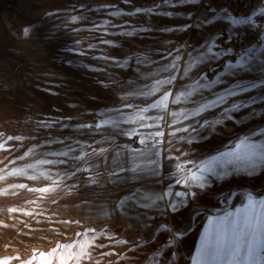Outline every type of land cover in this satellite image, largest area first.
Here are the masks:
<instances>
[{
    "label": "rangeland",
    "instance_id": "rangeland-1",
    "mask_svg": "<svg viewBox=\"0 0 264 264\" xmlns=\"http://www.w3.org/2000/svg\"><path fill=\"white\" fill-rule=\"evenodd\" d=\"M166 93L209 111L174 136L99 129L102 109ZM261 138L264 0H0V264H190L210 215L264 196V171L183 203L176 178L84 163L151 145L190 174Z\"/></svg>",
    "mask_w": 264,
    "mask_h": 264
},
{
    "label": "crops",
    "instance_id": "crops-1",
    "mask_svg": "<svg viewBox=\"0 0 264 264\" xmlns=\"http://www.w3.org/2000/svg\"><path fill=\"white\" fill-rule=\"evenodd\" d=\"M151 88L148 91L152 93ZM157 97L156 94L154 98L144 97V101L147 102L146 106L128 103L123 106L102 109L99 129L110 133L121 131L140 134L144 136L142 140L147 135L163 130L174 136L190 129L209 111V101H207L185 112V109L176 106L175 98L171 95L167 96L166 107H150L161 99H157ZM143 107L148 109L144 111L145 113L142 111ZM255 141L251 140L244 143L242 140L231 149L202 159L195 169L190 171V174H176V171L167 169L166 159H163L161 150L151 145H144L139 148H113L90 161H86L84 166L87 172H100L107 176L106 178H143L148 182L157 181L161 178H176L171 189L180 192L182 202L188 203L189 200L191 202L215 189L221 194L220 187L226 186L233 179L254 176L263 172L264 138ZM71 144L73 145L72 150L76 151L77 149L79 152L90 145L82 140L70 141L68 148L65 149L66 152L71 153ZM153 189L155 190V188ZM250 200L255 204L251 210L253 217L264 216V196L262 198L247 197L240 205L231 210L226 209L223 212L210 215L202 225L190 264H195L205 237L210 238L220 223L226 219H238L240 215L238 210L247 208ZM185 208L187 207L183 204L181 209ZM229 213L233 215L229 216Z\"/></svg>",
    "mask_w": 264,
    "mask_h": 264
},
{
    "label": "snow or ice",
    "instance_id": "snow-or-ice-1",
    "mask_svg": "<svg viewBox=\"0 0 264 264\" xmlns=\"http://www.w3.org/2000/svg\"><path fill=\"white\" fill-rule=\"evenodd\" d=\"M241 63H245L243 57ZM167 96L166 93L150 107H166ZM254 206V202L250 200L247 208L238 210V219H226L210 238L205 237L195 264H264V216L253 217L251 210ZM232 215L229 213V216Z\"/></svg>",
    "mask_w": 264,
    "mask_h": 264
},
{
    "label": "built area",
    "instance_id": "built-area-1",
    "mask_svg": "<svg viewBox=\"0 0 264 264\" xmlns=\"http://www.w3.org/2000/svg\"><path fill=\"white\" fill-rule=\"evenodd\" d=\"M138 140H139V137L138 136H136L135 138H134V142L135 143H137L138 142ZM191 166V164H188V166L187 167H190Z\"/></svg>",
    "mask_w": 264,
    "mask_h": 264
}]
</instances>
